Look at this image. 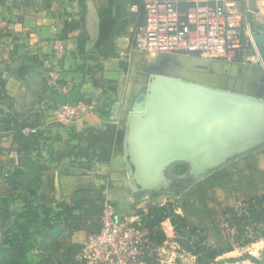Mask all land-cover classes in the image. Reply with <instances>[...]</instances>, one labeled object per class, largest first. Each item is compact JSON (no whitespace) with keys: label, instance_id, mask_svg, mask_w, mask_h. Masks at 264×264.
Returning <instances> with one entry per match:
<instances>
[{"label":"trees","instance_id":"trees-1","mask_svg":"<svg viewBox=\"0 0 264 264\" xmlns=\"http://www.w3.org/2000/svg\"><path fill=\"white\" fill-rule=\"evenodd\" d=\"M6 1L0 0V6H4ZM24 1L29 3L31 0ZM42 2L45 9H50L55 0ZM134 4L144 10L142 2ZM10 25L9 21L0 19V41L10 35ZM105 27L106 32L103 31ZM110 27L111 22L103 23L97 47L109 37ZM194 54L212 57L208 53ZM103 69L102 64H81L78 67L84 76L90 74L94 84L101 88H104L100 78ZM14 75L23 82V104L27 98L33 99L28 107L22 105L26 109L19 110L16 99L5 88L1 89V98L7 99L9 104L8 112L0 118V131L10 132L12 143L9 148L0 146V164L8 166L0 172V227L4 235L0 245V264H86L77 260L84 243L71 239L77 233H85L87 237L101 230V216L107 199L106 184H84L69 197L61 199L55 195L40 194L49 165L41 160V150L46 148L47 138L40 130L42 115L37 104L48 91L58 105L92 101L82 92V83L64 92L54 89L46 72L36 66V61L22 63L14 69ZM125 123L123 119L120 128L112 125L103 129L87 127L76 133L79 144L71 146L68 143L60 149L59 161L70 159L76 167L89 171L94 165L84 167L85 160L93 159L94 164L110 163L113 155L123 146ZM34 129L36 131L32 132ZM11 152L18 155L16 163L6 161ZM172 170L183 175L187 166L178 163ZM230 177L225 169L216 171L176 192V201L152 203L147 210H139L136 214L139 216L138 223L146 233L142 259L147 264H160L151 251L168 241L164 227L167 220L174 228L176 241L195 257V262L191 264H218L224 254L264 238V192L248 196L243 200L242 207L222 203L210 205V190L223 187ZM15 205H19L18 210ZM246 256L255 264H261L259 258ZM175 264L190 263L177 259Z\"/></svg>","mask_w":264,"mask_h":264},{"label":"crops","instance_id":"crops-1","mask_svg":"<svg viewBox=\"0 0 264 264\" xmlns=\"http://www.w3.org/2000/svg\"><path fill=\"white\" fill-rule=\"evenodd\" d=\"M136 2L141 4V0H55L50 9H45L42 0H31L29 3L24 0H7L4 6H0V19L11 23L10 35L0 41V118L8 112L9 104L7 99L1 98L2 88L16 99L19 110L26 109L22 107V94L25 92L23 82L14 75V69L22 63L32 64L34 61L37 67L46 72L54 89L64 92L82 83V92L95 105L93 114L84 117L72 127H64L56 122L58 103L49 91L37 104L42 115L40 130L44 131L47 138L46 148L41 150V160L49 165V169L44 173L40 194L55 195L57 199L69 197L81 185L101 184V180L91 178L111 170L106 163L96 164V171L80 169L75 163H71L70 159L59 161L58 151L64 149L68 143L71 146L78 145L76 133L87 127L103 129L112 125L120 128L125 101L129 98L133 100L138 95L140 89H133L132 81L134 75L139 72L140 62V51L136 48L135 36L138 26L145 20V12L141 8L138 12L131 11V5ZM238 8L248 21L247 33L253 40L254 34L264 33V0H245ZM106 21L111 22L109 37L97 47L96 42ZM106 30V27L103 28V31ZM56 41L61 43V51L55 50ZM161 57L158 59L153 55L147 56V66L160 62L163 59ZM81 64L103 65L100 78L104 88L96 86L90 74L84 76L78 70ZM165 64L167 65L164 68L170 70H186L190 74L206 70L211 75H226L238 79L241 83H256L257 89L264 93L262 59L253 61L238 56L233 60H223L195 54H177L167 59ZM223 65H229V68L226 69ZM234 71L236 75L233 74ZM110 86H113V89H110ZM111 99L115 101L112 111ZM27 100L31 98H27L25 102ZM206 134L202 131L205 140ZM206 141H202V145L187 148L192 152L195 149L199 151L200 154L196 155L198 159L213 158L220 146L217 142ZM11 143L12 134L0 131V146L9 148ZM167 144L170 145V142ZM115 155L110 162L117 165L121 159ZM17 159L16 152H11L6 157L10 164L16 163ZM7 168L8 166L2 167L0 164V172ZM83 234L86 235L77 233L76 236Z\"/></svg>","mask_w":264,"mask_h":264},{"label":"water","instance_id":"water-1","mask_svg":"<svg viewBox=\"0 0 264 264\" xmlns=\"http://www.w3.org/2000/svg\"><path fill=\"white\" fill-rule=\"evenodd\" d=\"M253 38L264 63V33ZM199 72L164 68L152 75L141 101L128 114L123 145L134 191L177 192L264 145V93L258 84ZM202 141L220 146L210 161L199 160V151L187 148ZM178 163L187 166L188 177L175 186L170 170Z\"/></svg>","mask_w":264,"mask_h":264},{"label":"built area","instance_id":"built-area-1","mask_svg":"<svg viewBox=\"0 0 264 264\" xmlns=\"http://www.w3.org/2000/svg\"><path fill=\"white\" fill-rule=\"evenodd\" d=\"M243 1L141 0L145 20L136 31V48L148 55L200 52L223 60L242 56L259 61L257 45L247 33L248 21L238 8ZM130 9L138 12L140 6L132 4ZM54 47L56 51L62 50L59 41ZM94 112L93 102L60 104L56 108L55 119L61 126L72 127ZM138 221L137 215L121 217L116 205L107 198L101 216V230L86 237L77 260L86 264H147L142 259L146 233ZM165 225L169 226L168 230L165 229L169 241L175 232L169 220L164 222ZM3 237L0 227V245ZM165 244L151 251L161 264H164L161 256L165 252ZM174 245L180 247L177 241Z\"/></svg>","mask_w":264,"mask_h":264},{"label":"rangeland","instance_id":"rangeland-1","mask_svg":"<svg viewBox=\"0 0 264 264\" xmlns=\"http://www.w3.org/2000/svg\"><path fill=\"white\" fill-rule=\"evenodd\" d=\"M139 54V72L134 75L132 81L134 82L133 89L137 90L139 88L140 90L135 99L131 100L129 98L125 101L124 114L122 118H125L126 120L128 118V114L134 109V107H136V104L141 101L142 95L145 92L151 76L161 74L164 70V66L167 65L165 63L168 57L165 56L166 58L163 57L164 60L162 59L163 62H161L162 60H155L160 62H155L152 66L148 67L146 62L148 60L147 56L149 55L142 52H139ZM153 57L158 58V55H153ZM158 59H160V57ZM30 98L33 99L32 97ZM113 100L114 99H111V101ZM29 101L30 100H27V102H25L24 107L26 105L27 107L29 106ZM114 105L115 101L111 104V111ZM123 128L125 129V125ZM115 154V156L120 157L119 159H121V162L117 163V165L111 164V162L108 163L111 170L106 171L109 174L95 175L96 177L94 176L91 179H96L97 181L101 180L102 183L106 184V196L116 202L117 211L121 217L135 216L138 214L139 210H147L148 206L152 203L156 204L176 201V192L151 194L144 191H134L130 184L126 160H124V145L118 149ZM91 165H94V168L91 171H96V162L94 164L93 159L88 161L85 160L83 166L91 168ZM222 169H225L227 171V175H231V177L223 187H216L210 190L208 199L210 200V205L215 206L222 203L242 207L241 205L243 200L248 196L264 192V145L247 155L234 159L230 164ZM170 173L174 176L172 180L174 181L175 186L182 185L188 177L187 172L183 175H178L174 173L172 168ZM104 177L105 179H103ZM182 190L184 189H179L177 192ZM15 208L18 210L19 205H15ZM164 227L168 230L169 226L165 225ZM176 239L177 235L175 234L173 235V238L165 244V252L161 256L164 259V264H175L177 259H180L183 263H194L195 257L192 254L188 253L180 244V247L174 245V241H176ZM71 240L78 243H84L86 235L83 234V236H76L75 234ZM246 255L255 256L261 260V264H264V238H261L248 247L236 248L233 251L224 254L219 258L218 264H255L247 258ZM157 261H159L158 258Z\"/></svg>","mask_w":264,"mask_h":264},{"label":"bare ground","instance_id":"bare-ground-1","mask_svg":"<svg viewBox=\"0 0 264 264\" xmlns=\"http://www.w3.org/2000/svg\"><path fill=\"white\" fill-rule=\"evenodd\" d=\"M204 134V133H203ZM141 135V134H140ZM141 137H142V135H141ZM143 138V137H142ZM168 143V142H167ZM169 145V144H168ZM200 147H204V146H200ZM201 149V148H200ZM161 150H163V147L161 148ZM210 154V153H209ZM212 154V153H211ZM207 156V155H206ZM207 159V161H209L208 159H212V158H206V157H201V158H199V160H201V161H204V160H206Z\"/></svg>","mask_w":264,"mask_h":264}]
</instances>
